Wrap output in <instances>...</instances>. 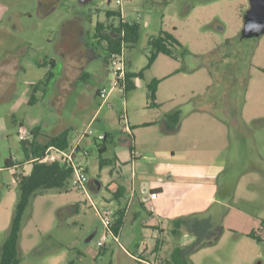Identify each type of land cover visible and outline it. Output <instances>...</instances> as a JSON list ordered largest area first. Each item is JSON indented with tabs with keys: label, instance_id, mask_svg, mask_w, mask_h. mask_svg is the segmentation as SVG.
Returning <instances> with one entry per match:
<instances>
[{
	"label": "rangeland",
	"instance_id": "rangeland-1",
	"mask_svg": "<svg viewBox=\"0 0 264 264\" xmlns=\"http://www.w3.org/2000/svg\"><path fill=\"white\" fill-rule=\"evenodd\" d=\"M127 2L131 7H138L135 21L141 25L140 38L128 50L127 55L137 73L148 64L151 52L149 36L158 35L161 30L173 33L189 52L183 54L184 50L179 48L176 51L177 59L160 55L154 66L145 71V76L150 79L152 76L158 77L173 72L163 82L164 90H181L182 93L186 91L185 94H192L190 89H193L200 94L199 105L212 102L215 113L221 118L224 115L230 117L233 115L235 118L232 127L225 129V136L218 134L219 140L226 138L224 140L226 149L218 162L228 168L227 187L232 193H236V201L226 209L214 204V210L221 211L215 223L221 225L224 232L216 244L206 246L192 255V263L264 264V230L260 229V222L264 218V34L257 38L241 39L249 1L167 0L165 3L163 0H127ZM97 3L101 5L102 17L99 21L106 20L107 10L119 9L116 0H112L111 3L108 0H99ZM51 6L41 8L38 15L36 13L31 17L26 15L22 0H0V8H10L8 22L2 20L0 25V62L6 58H13L23 66L22 71H17L15 76L17 79L12 83L14 87L6 83L0 74V91H7L2 93L3 97L0 98V115L5 117L9 126L7 131L0 132V228L5 225L6 219L7 227L10 225L14 210V205L9 202L11 187L8 185H12L10 184L12 178L7 170H3L6 160L13 158L18 163V160H24L25 157L19 138L22 130L20 124L31 130L30 122H36L38 119L39 128H46L58 116L56 113H59L50 109L48 95L50 96L49 92L53 90L52 86H49L48 94L44 97L39 91L33 92L31 89L40 86L50 71L55 74L58 72L44 63H49L51 58L59 59L57 47L64 30L75 33L76 24L82 25L88 45L97 48L101 55V58L93 61H84L82 66L86 65V71L91 74H106L104 60L107 51L95 38L97 18H94V21L88 18L79 22L77 0H62ZM151 20L155 22V30L157 29L153 35L146 28V22ZM212 55L211 59H207ZM203 61H209V67L212 68L203 67L205 65ZM39 62H43L41 66ZM215 79L218 80L214 87V90L218 91L217 95L207 91ZM98 81L96 76L91 75L89 80L88 78L78 80L75 87L69 88L71 91L64 98V101L66 100L64 119L70 137L76 139L91 129H87L88 121L99 105L95 94ZM28 82H33L34 86L31 88L32 83ZM16 95H20L21 99L19 97L13 99ZM26 96L28 100H24ZM145 99L146 94L140 103ZM112 105L113 103L106 104L105 107L112 110ZM122 111L123 109L119 116ZM119 120V117H115L117 128L109 136L107 145L125 135ZM193 127H196L195 123ZM93 129L95 130V127ZM33 130L36 132V127ZM105 155L104 158L107 156ZM89 158V164L94 163L93 168L98 165L100 153L96 146L90 152ZM87 161V159L84 161L85 164ZM110 166L107 165V168L110 169ZM91 178L93 180L97 178L93 171ZM1 185L4 187L1 188ZM72 195L83 199L81 206L85 208L82 213L93 212L94 208L91 207L86 194L72 188ZM91 196L99 208L97 196L94 194ZM60 201L53 194H47L44 198L34 201L32 217L21 232L19 242L21 264H118L117 256L120 257L122 264H138L124 251H103L98 255L96 249L83 253L82 250L86 246L85 238L91 236V233H88L90 228L79 224L71 228L59 227L60 218L56 208ZM49 215H53L50 224L47 222ZM67 218H72V215ZM73 220L83 221V218L75 217ZM96 224L100 230L104 226L98 218L93 227ZM252 226L255 228L253 234L261 241L240 233V230ZM1 230L4 229H0V240L5 235V230ZM64 241L73 242L77 248L63 246ZM94 241H97V237L92 242ZM129 252L134 254L132 249ZM170 252H160L159 259L162 264H165L164 257ZM59 255L68 256L70 263H60L56 259Z\"/></svg>",
	"mask_w": 264,
	"mask_h": 264
},
{
	"label": "crops",
	"instance_id": "crops-1",
	"mask_svg": "<svg viewBox=\"0 0 264 264\" xmlns=\"http://www.w3.org/2000/svg\"><path fill=\"white\" fill-rule=\"evenodd\" d=\"M124 1L125 19L134 23L138 7H131L127 0ZM163 1L167 2V0ZM3 14V9L0 8V25ZM146 25L152 35L157 31L153 20L146 22ZM79 37H83L84 40L77 39L76 33L64 30L57 47L59 59L51 58L49 63H44L58 72L55 74L50 71L47 78L41 81L40 86L32 88L34 83L28 82L32 83L31 90L39 91L43 97L48 94L49 86H52L53 90L49 92L50 96L48 95L50 109L60 113H56L58 116L53 117V122L46 128H39L40 121L38 119L36 122H30V127L31 130L36 127V143L43 145L47 144L50 138L57 137L65 131L69 132L64 119V107L66 106L64 98L71 91L69 88L75 87L78 80L87 78L89 80L91 75L97 77V81H99L95 87V94L99 105L90 116L87 128L92 130L95 127V130H92L93 137L80 135L75 139L69 135L68 145H78L76 158L84 165L90 176L88 188L91 195L97 196V202L100 204L98 209L101 213L111 216L112 221L113 217H117L119 214L123 215L124 223L118 233L120 245L115 244L113 239L108 237L103 247L98 246V242L103 241L107 229L103 226L100 230L97 224L93 227L97 218L102 225L101 218L95 210L92 213L88 211L82 213L85 208V206H81L83 199L72 195L71 178H62L60 169L55 170L50 180L44 182L38 189L43 192V195L36 200L44 198L47 194H53L61 200L56 208L60 218L59 227L71 228L73 225L79 224L82 227L90 228L88 233H91V236L85 238L86 246L82 250L83 253L97 249L98 255H101L103 251L117 250L124 251L138 264H162L159 259L161 251H173L177 246L190 245L194 241L187 233L176 237L172 232L173 220L199 213L216 222L215 219L219 218L221 211H219L220 209L214 210V204H219L221 209H226L236 201V193H232L227 187L228 168L218 162L226 149V141H224L226 138L220 137L219 140L218 134L225 136V129L232 127L235 118L233 115L232 117L224 115L221 118L215 113L212 102L207 105H199L200 94L198 95L193 89H190L192 94H185L186 91L182 93L181 90H164L163 82L173 72L158 77L152 76L150 79L144 76V78L137 77L130 82L127 81L124 92H121V89L110 92L107 103H113L112 110H110L109 107H105L106 104H103L99 97V92L110 89L109 82L113 78V75L110 76L111 71L107 62L109 53L107 51L104 60L106 74L89 73L86 71V65L82 66L84 61H93L101 58V55L97 48L88 45L84 30ZM211 57L213 55L207 59H211ZM42 63L39 62L40 66ZM21 64L13 58H6L0 62L1 78L4 77L6 83L12 87H14L12 83L17 79L15 77L17 71L23 70ZM203 64H205L203 67L210 66L209 61H203ZM133 67L129 58L128 72L131 74L137 73ZM211 68L209 67V69ZM153 79L162 81L158 87L156 100L152 103L147 96V84ZM217 82L218 80L215 79V82L209 85L208 93L211 91L212 94L217 95L218 91L214 90ZM134 90L141 92L136 93ZM6 92L0 91V98L3 97L2 93ZM145 94L147 99L140 103ZM18 97L21 99L20 95L14 96L13 99H18ZM123 99L126 100L125 105ZM24 100H28L27 96ZM121 109L127 111L131 133L129 135L125 133L116 142L112 141L110 145L103 141H97L96 137L99 135H104L108 141L109 136L116 131L115 117L120 118ZM241 111L243 114V109ZM194 123L196 124L195 128L193 127ZM146 124L150 125L145 126ZM20 126L25 128L22 123ZM8 129L5 117L0 115V132ZM102 144L106 146L105 154L107 156L105 155L104 159L110 161V169L107 168V163L101 167L100 160H97L98 165L94 168V163L89 164L90 158L88 159V157L93 147L96 146L99 150V145ZM86 159L88 160L87 164L84 162ZM8 161L9 166L5 163L3 170H7L11 175L10 184L12 185H8L11 187L9 202L15 205L18 197V183L15 175L19 172L30 175L32 164L27 162L26 156L24 160H18V163L11 158ZM92 171L97 176L94 180L91 178ZM2 187L4 186L1 185ZM151 193H158V198L152 201L155 207L154 212H150L142 202L143 198ZM85 204L88 206L87 202ZM71 215L72 218L68 219L67 217ZM75 217L83 218V221L73 220ZM47 218V222L50 224L53 221V215H49ZM262 220L260 229L264 230ZM4 222L5 225L0 229L6 231L9 227H7L8 219ZM47 222L46 225H48ZM253 226L240 230V233L249 237L250 233H255ZM96 237L97 241L92 242ZM158 241L161 243L157 247ZM62 245L67 248L72 247L71 249L77 248L73 242L64 241ZM130 249L134 251V254L129 252ZM79 254L81 255V252ZM168 255L169 253L164 258H169ZM56 257L60 263L69 262L66 255ZM119 258L117 256L118 264H122Z\"/></svg>",
	"mask_w": 264,
	"mask_h": 264
},
{
	"label": "trees",
	"instance_id": "trees-1",
	"mask_svg": "<svg viewBox=\"0 0 264 264\" xmlns=\"http://www.w3.org/2000/svg\"><path fill=\"white\" fill-rule=\"evenodd\" d=\"M140 34L141 25L138 22H125L122 18L121 11L118 9L115 11H106V20L104 22L100 21L96 25L95 38L102 48L108 51V53H111L120 48L121 42L127 43L128 50L131 49L139 40ZM148 44L151 47V52L148 56L147 66L138 73L131 74L128 72V82L137 77L144 78L145 71L152 68L160 55H166L177 59L176 51L179 48L184 50L183 54L189 52L173 33L167 31H161L158 35L149 36ZM161 81L162 80L159 79H153L147 84V96L152 103L156 100L158 87ZM149 125L150 124H146L145 126ZM31 137L32 139L22 141V147L27 162H31L32 164V171L30 175H24L22 172L15 175L18 183V197L14 205L10 225L5 231L2 240H0V264H21L19 245L21 232L32 217L34 201L39 196L43 195V192L38 189L41 188L44 182L50 180L55 170H61L62 173H60V175L62 178L72 177V169L65 164H46L36 160L40 158L50 146H55L59 149L68 148L69 132L65 131L57 137L50 138L49 142L44 145L36 143L35 130H31ZM106 142V139L103 140V143ZM99 153L101 167H104L106 163L109 165L110 161L104 159L106 153L105 144L99 145ZM6 164L9 166L8 160ZM123 223L122 214L113 217L111 230L118 235ZM172 224V232L176 237H180L184 233H187L194 241L190 245H180L174 248V250L169 253V258L164 259L165 264H193L192 255L206 246L216 244L224 232V228L221 225L215 223L210 217H205L199 213L177 218L173 220ZM262 226L264 227V220ZM248 236L261 241L256 237V234L252 233ZM159 243L161 242L158 241L157 247Z\"/></svg>",
	"mask_w": 264,
	"mask_h": 264
},
{
	"label": "built area",
	"instance_id": "built-area-1",
	"mask_svg": "<svg viewBox=\"0 0 264 264\" xmlns=\"http://www.w3.org/2000/svg\"><path fill=\"white\" fill-rule=\"evenodd\" d=\"M116 4L121 11L122 18L125 22H128L124 16V0H116ZM136 22V21H135ZM128 46L127 43L121 42V46L117 51L111 52L108 55V63L110 67V71L113 75V78L110 80L109 85L110 89H104L99 92V97L103 104L108 103V97L111 91L121 89V92H124V87L127 84V74H128ZM123 104H126V100L123 99ZM123 126V131L126 134L131 133V126L129 122V117L127 111H122L119 120ZM85 137L91 136L93 137V131L90 129L88 132H85ZM19 138L22 141L32 139L31 130L27 128H22L19 133ZM97 141L105 140L104 135H99L96 137ZM78 145L69 146L66 149H59L55 146H50L46 149L45 153L38 159L42 163L52 164V163H61L69 166L72 169V177H71V186L72 188L86 194L90 204L94 208L95 212L101 218L105 228L107 229V233L104 236L103 241L98 242V246L103 247L105 245V240L108 237H111L115 244L120 245V237L115 234L112 230V218L109 215L101 213L98 207L95 205V202L92 199L91 192L88 188L90 183V176L86 171L84 165L78 162L76 158ZM13 161H15L12 158ZM158 198V193H151L148 196L144 197L142 202L147 207L150 212L155 211V207L152 204V201Z\"/></svg>",
	"mask_w": 264,
	"mask_h": 264
},
{
	"label": "flooded vegetation",
	"instance_id": "flooded-vegetation-1",
	"mask_svg": "<svg viewBox=\"0 0 264 264\" xmlns=\"http://www.w3.org/2000/svg\"><path fill=\"white\" fill-rule=\"evenodd\" d=\"M62 0H22V4L26 9V15H30L31 17L37 15L41 12V8L45 7H52V4H55ZM99 0H77V6L79 7V13L77 16V20L80 22L82 19H88L90 18L91 21H94V18H97L96 25L99 20L102 17L101 14V8L100 4L97 3ZM109 3L112 2V0H108ZM10 11L9 7H6L3 9L4 16H3V22H8L7 16ZM106 18V17H105ZM17 27V26H16ZM76 36L79 40H84L83 37H79L80 34L83 32L82 25L76 24ZM78 33V34H77Z\"/></svg>",
	"mask_w": 264,
	"mask_h": 264
},
{
	"label": "water",
	"instance_id": "water-1",
	"mask_svg": "<svg viewBox=\"0 0 264 264\" xmlns=\"http://www.w3.org/2000/svg\"><path fill=\"white\" fill-rule=\"evenodd\" d=\"M264 34V0H249L241 39L257 38Z\"/></svg>",
	"mask_w": 264,
	"mask_h": 264
}]
</instances>
